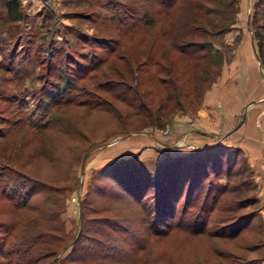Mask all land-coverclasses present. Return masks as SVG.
I'll return each mask as SVG.
<instances>
[{"label":"rangeland","instance_id":"rangeland-1","mask_svg":"<svg viewBox=\"0 0 264 264\" xmlns=\"http://www.w3.org/2000/svg\"><path fill=\"white\" fill-rule=\"evenodd\" d=\"M261 38L262 0H0V232L16 223L15 242L28 229L59 225L63 256L83 223L79 244L89 247L91 259L81 264H243L249 258L244 246L259 240L258 220L249 219L234 239L154 235L149 204L155 190L141 206L100 172L134 165L148 175L160 172L168 186L175 179L172 164L190 162L197 170L192 207L184 202L190 176L185 186L183 178L174 181L164 231L175 210L174 222H192L207 190L211 198L219 186L209 230L244 223L237 219L259 206L238 143L245 136L254 142V130H262L251 120L264 112ZM77 62L98 67L79 79ZM66 79L81 90L61 93ZM102 82L114 89H99ZM52 99L73 103L49 108L56 127L44 131L36 104L52 106ZM17 174L55 189L30 198L28 205L37 201L40 212L15 207L24 180ZM23 184L29 190L31 184ZM97 184L107 185L105 196Z\"/></svg>","mask_w":264,"mask_h":264},{"label":"trees","instance_id":"trees-1","mask_svg":"<svg viewBox=\"0 0 264 264\" xmlns=\"http://www.w3.org/2000/svg\"><path fill=\"white\" fill-rule=\"evenodd\" d=\"M176 1L177 0H158L159 3L165 4V5H170ZM263 1L264 0H262V2ZM199 8H203V7L200 5ZM260 40H261L260 45L262 47V46H264V42H263L264 40H263V38H261ZM115 49H116V47L112 46L110 51H114ZM71 62H72V64L75 63L74 59ZM76 66H77V69L79 71H82V73H81L82 76L79 79H81V78H85V79L87 78L88 79L89 77H87V76L93 70H95L96 67H98V65H94V64H91L90 66L82 65V64H80V62H77ZM263 67H264V63H263ZM67 79L65 80L66 81L65 87L64 86L59 87L56 84L54 86V88L59 90L60 88L64 87L62 89L61 93L62 92L65 93V91L67 89H69V90L77 89V91L81 90L82 87L73 88V82L68 83ZM108 81H110V80H108ZM98 88L99 89H105V91H108V92L109 91L111 92V90L114 89L112 83L109 85L108 82H102L101 84L98 85ZM41 89H46V86H43V88H41ZM51 95L54 96V94H51ZM60 95H62V94H60ZM43 97H45V95ZM133 101H135V99H133ZM96 102H97L98 106L102 105L101 102H99L98 100H96ZM52 103H53L52 106L49 103L44 104L43 106H40V104H38V102L36 104L37 109L43 111V114L40 118L43 121L41 128H44L43 129L44 131H47V130L50 131L56 127V120H52V119L49 120L48 119V118H50L49 116H47V114L49 113V108H51V107L53 108L54 106L60 107L63 105L71 104V103H73V100L70 99V100H66L65 102H62L60 99H57V100L54 99L52 101ZM44 120H45V122H44ZM1 133H0V135H1ZM189 163L190 162H187L184 165L179 164L178 166L176 164H172L171 168L168 170L172 172V173L170 172V175L171 174L173 176L175 175V179L173 181H170L168 183L169 184L168 186L166 184V182L168 180L164 181L161 177L160 172H158L157 174H156V172L150 173L148 175L146 172L141 171L140 169L134 167V165H129L128 167L125 166L124 168L120 167L119 169H116L115 167H110V168H107L105 170L102 169L100 172V175L102 174L104 177H106V178L108 177V179L117 180L118 181V187H121V188H119L118 191H120L122 193H126L130 200L139 201L141 206H144L146 204V202H143V200H144L143 196L146 194V192L155 190L153 192V194H158V195L157 196L154 195L153 203L149 204L151 211H153V220H151V222L153 225H155V229H152L153 231L151 233H153L154 235H157V234L166 235L168 233H171L172 231H175V232L177 231V232L188 234L190 236L204 235L206 233H212V234H214L212 236L220 237L223 239H234L243 230L245 231L250 226L251 220H253V221L258 220L259 221V225H258L259 228H258V231L255 235V238L259 239L258 232L260 230V218L258 216V209H257V212H255L252 215L248 214L245 216H240L237 220L244 219V223H242V224L238 223L237 225H235L236 224V222H235L234 223V225H235L234 229H225V227H224V228H222V230H219V229H214L212 231L209 230V227H208V220L210 217L209 214L212 210V205L218 199V193L222 188L221 186H219L218 187L219 189H217L218 193L213 194V196L211 198L209 197L210 196L209 189L207 190V193L203 199L204 202L202 203L201 206H199V212L196 216L193 217L192 222H190V221L187 222V221H183V220H180V221L178 220V221L174 222L175 214H176V210H175L174 214L171 215L172 222L170 224H168L167 230L164 231L166 229L165 227L167 226V224H166L167 219L169 218V216L173 210L172 207H170V204H171L170 200H172L175 197V196L172 197V195H171L172 190H173L172 185H173L174 181L177 180L178 182H180L183 178V180L185 179L184 184H183L185 186L186 183L191 179L190 184L188 183L189 186H188L187 192L185 194V201L184 202H185V208L192 207L191 196H192L193 191H195V188H194V187H196L195 183H197V177H196L197 170L194 166L189 168L188 167ZM183 166H184V169H183ZM192 168H193V170L189 174L188 171ZM6 169H7L6 170L7 172H12V170H10L8 168H6ZM129 169H133L134 172H130ZM19 175L17 177L18 179L23 178L28 183H30L31 186L29 187V190L28 189L26 190L25 189L26 187H24L25 185L23 184V182H24V180H23L22 184L16 187V196L17 197L16 196L15 197L19 199V202H15V207H17L18 210L22 209V210H26V211H33L35 213L37 211L40 212V209H38L37 201L33 202L31 204V206L28 205L30 198L34 197L35 193H37V194H40V193L48 194L55 189L53 187L48 188L46 185L36 183L33 180L25 178L22 174L20 176ZM157 175H158V177H157ZM187 177H189V180L187 179ZM130 181H132V182L134 181L132 183V186L130 185L131 184ZM97 185H98V187H95L97 193H99L102 196H105L106 191H107V185H104V184H97ZM32 187H34V188H32ZM168 187H170V188H168ZM182 192H183V188H182L180 196L182 195ZM180 196L177 199V203L180 200ZM47 198H48V196H47ZM123 198H124V196H123ZM209 199H211V201H210L211 205L206 206V203H208ZM252 200H254L256 202L255 198H253ZM145 214L148 216L149 213L145 212ZM249 219H251L250 222L248 221ZM54 220H55L54 216H51V218L49 219L50 222H53ZM19 223L22 226V229L27 227L24 225V223L21 221V219H20ZM15 226H16V223L10 222L5 226V229L0 232V264H51V263L52 264H57V263L58 264H81V263H85L84 258L86 261H89L91 259V258L88 259L89 257L87 256L88 250H86V249H88L89 247L85 249L83 246H81L79 244L80 242L82 243V238H83V235L85 233L83 223L81 225L82 228H81L80 233L78 234V238H76V240L73 242L69 252H67L63 256H59V254L62 251V248H60L61 247L60 243L64 241L63 235H61V230H60L61 228L59 225L56 227H53V228L49 227L48 230L41 231V232L34 231L32 229H28L30 231L25 232L24 236L22 238H20L19 241L12 242L10 239H12V231H13V228ZM159 226H162V229H159L158 228ZM36 228H38V227L35 226L33 229H36ZM86 228H87V226H86ZM16 238H18V236ZM84 238L87 240L89 239L88 236H86V235ZM91 240H93V239H91ZM259 244H260V239L257 240L256 242H254L253 244L249 245V246H247V245L244 246L246 248L245 249L246 252L249 253V258H245V259L242 258L241 260H242L243 264H258L259 260H258V258H256V256L254 255L253 252L256 249L257 245H259ZM140 246H144L143 243ZM140 248L141 247H138L137 250ZM81 251H84V252L82 253Z\"/></svg>","mask_w":264,"mask_h":264},{"label":"crops","instance_id":"crops-1","mask_svg":"<svg viewBox=\"0 0 264 264\" xmlns=\"http://www.w3.org/2000/svg\"><path fill=\"white\" fill-rule=\"evenodd\" d=\"M249 59H246V65L249 69H252L251 65V57L248 56ZM263 101V99H261ZM263 111V110H262ZM259 112L253 114L251 120L255 122V125L261 127V131L254 130L257 133V139L255 138L254 142L247 136H245V142H239L238 144L242 147V154L244 155L246 162L251 167V175L256 182L254 188V198L258 199V216L260 218V230L258 232V236L260 239V244L257 245L254 250V255L258 258V264H264V112ZM262 120V123L260 122ZM254 125V126H255ZM256 129V128H255ZM254 135L252 136V138ZM261 143L263 144L261 147Z\"/></svg>","mask_w":264,"mask_h":264}]
</instances>
